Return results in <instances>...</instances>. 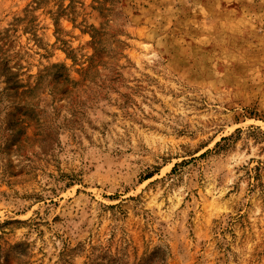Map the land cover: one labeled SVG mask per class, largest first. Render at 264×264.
<instances>
[{"label": "rangeland", "instance_id": "rangeland-1", "mask_svg": "<svg viewBox=\"0 0 264 264\" xmlns=\"http://www.w3.org/2000/svg\"><path fill=\"white\" fill-rule=\"evenodd\" d=\"M0 264H264V0H0Z\"/></svg>", "mask_w": 264, "mask_h": 264}]
</instances>
